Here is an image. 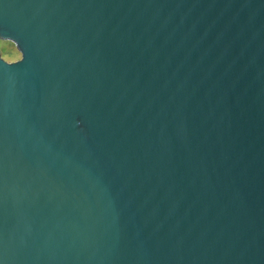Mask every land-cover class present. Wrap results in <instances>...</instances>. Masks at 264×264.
<instances>
[{
	"label": "water",
	"instance_id": "obj_1",
	"mask_svg": "<svg viewBox=\"0 0 264 264\" xmlns=\"http://www.w3.org/2000/svg\"><path fill=\"white\" fill-rule=\"evenodd\" d=\"M0 264H264V0H0Z\"/></svg>",
	"mask_w": 264,
	"mask_h": 264
},
{
	"label": "rangeland",
	"instance_id": "obj_2",
	"mask_svg": "<svg viewBox=\"0 0 264 264\" xmlns=\"http://www.w3.org/2000/svg\"><path fill=\"white\" fill-rule=\"evenodd\" d=\"M0 55L7 62H14L20 58L14 46L4 41H0Z\"/></svg>",
	"mask_w": 264,
	"mask_h": 264
},
{
	"label": "trees",
	"instance_id": "obj_3",
	"mask_svg": "<svg viewBox=\"0 0 264 264\" xmlns=\"http://www.w3.org/2000/svg\"><path fill=\"white\" fill-rule=\"evenodd\" d=\"M7 43L11 44L10 42H7ZM4 56H5V55H4Z\"/></svg>",
	"mask_w": 264,
	"mask_h": 264
},
{
	"label": "flooded vegetation",
	"instance_id": "obj_4",
	"mask_svg": "<svg viewBox=\"0 0 264 264\" xmlns=\"http://www.w3.org/2000/svg\"><path fill=\"white\" fill-rule=\"evenodd\" d=\"M15 62V61H14Z\"/></svg>",
	"mask_w": 264,
	"mask_h": 264
}]
</instances>
